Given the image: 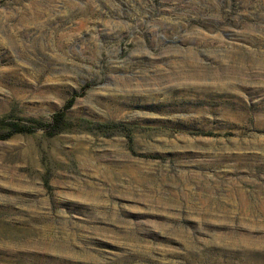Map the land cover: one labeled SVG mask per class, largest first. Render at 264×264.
<instances>
[{
    "label": "rangeland",
    "instance_id": "rangeland-1",
    "mask_svg": "<svg viewBox=\"0 0 264 264\" xmlns=\"http://www.w3.org/2000/svg\"><path fill=\"white\" fill-rule=\"evenodd\" d=\"M236 67L264 0H0V264H264V105L192 85Z\"/></svg>",
    "mask_w": 264,
    "mask_h": 264
},
{
    "label": "bare ground",
    "instance_id": "bare-ground-1",
    "mask_svg": "<svg viewBox=\"0 0 264 264\" xmlns=\"http://www.w3.org/2000/svg\"><path fill=\"white\" fill-rule=\"evenodd\" d=\"M240 68L236 67L232 71H224L221 74H213L212 75L213 81L192 82V85L194 86V88H198L199 86H201V90L197 91L196 93L198 96L197 98H199L198 100H200V98L202 97V98H206L208 101H211L210 103H213L215 101H217L218 103H221L223 107L222 110L226 118L228 119V121H231V122L233 120L234 123L238 122V120L240 119H243V117H245V115L249 113V108H254L258 104L264 105V98L260 100L261 101L260 103L255 104V105H250L246 97L248 91L245 92L244 91L245 89L242 86L240 88H236L232 86L233 83H236L238 81L242 82V84H247L251 81H255L254 78L252 79L251 75L244 73V71H242V69L240 70ZM183 73H186V72H182V76L186 78L187 77H191V78L198 77V78L203 79L205 77L204 73L201 71H195L193 73L194 74L193 77L190 74H188V72H187L188 74L187 76L184 75ZM127 80L131 82L132 78H129ZM263 82L264 80H260V83H263ZM258 92H259V89L257 88L251 91V93H258ZM133 96H135L136 98L141 97L144 100V104H146V101L149 100V99L146 100V97L143 94L141 95L138 94V95H133ZM168 97L172 101V96L171 97L168 96ZM124 98L126 97L124 96ZM151 99L153 98L151 97ZM168 100L169 99H165V102H167ZM200 102L202 103L204 101H200ZM202 105L204 104L202 103ZM202 105L198 108H203ZM231 242L234 244L242 243L246 247H250V248H252L253 245L257 243V241L254 240L251 235L250 236L245 235V237L238 238V239L233 238Z\"/></svg>",
    "mask_w": 264,
    "mask_h": 264
},
{
    "label": "trees",
    "instance_id": "trees-1",
    "mask_svg": "<svg viewBox=\"0 0 264 264\" xmlns=\"http://www.w3.org/2000/svg\"><path fill=\"white\" fill-rule=\"evenodd\" d=\"M63 116V112L61 111V112H59V113H57V118H58V120L59 119H61V117ZM44 126H47V124H45ZM14 130L15 131H22V130H24L22 127H19V126H14Z\"/></svg>",
    "mask_w": 264,
    "mask_h": 264
}]
</instances>
